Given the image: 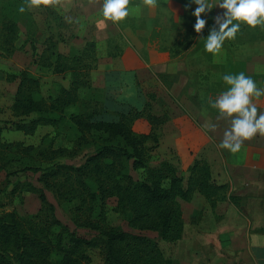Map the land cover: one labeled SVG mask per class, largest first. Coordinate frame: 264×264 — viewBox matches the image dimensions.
<instances>
[{
  "label": "trees",
  "instance_id": "16d2710c",
  "mask_svg": "<svg viewBox=\"0 0 264 264\" xmlns=\"http://www.w3.org/2000/svg\"><path fill=\"white\" fill-rule=\"evenodd\" d=\"M209 26L211 20L205 29H211ZM240 31L249 39L260 35L258 27L251 30L242 25ZM209 32L203 30V35H200L204 43L203 37H207ZM17 37L16 21L0 13V55L9 56L15 51ZM191 42L196 41L193 39ZM44 44L38 64L50 68L55 74L68 71L71 77L69 85L61 87L57 95L45 98L40 95L39 78L28 69L9 73L8 80L18 79L11 111L19 119L10 121L11 126L24 134H33L40 125L58 124L65 118L66 107L78 104V112L68 117L80 132L76 143L86 142L88 135L93 138L96 134H99L100 142H95V151L78 166L57 163L53 160L64 154L65 148H54L52 145L38 148L20 141L4 142L1 139L3 127L0 125V166L18 163L12 171H6V177L18 171L39 172L38 181L45 188L58 199L72 202L73 223L95 230L97 235L85 238L70 231L55 216L54 206L45 194L39 192L41 206L33 216L22 217L14 210L0 213V264H54L50 259L52 253L61 256L56 264H91L87 252L90 248L99 250L103 264H171L155 238L108 223L107 212L112 208L107 205V199H116L113 210L122 215L132 229L152 231L162 240L174 241L183 233L180 201L188 202L194 193H198L214 208L223 201L236 205L238 196L229 192L227 183L215 182L205 159H195L187 167L186 181L177 173L176 165L169 161H162L155 169L149 168L146 180H134L129 167H147L151 151L158 146L157 129L168 116L152 112L147 101L141 109L116 112L118 120L115 122L91 121L92 116L103 111L102 102L91 93V84L85 72L86 60L96 59L95 42L88 41L77 55L57 52L52 37H47ZM234 44L227 46L232 49ZM32 46L34 52L35 47ZM203 52L206 53L204 58L208 68L206 72L198 71L200 86L216 93L224 83L223 75L237 65L213 63L212 54ZM212 69L220 73V78L209 84L208 71ZM80 87L86 92L81 97L87 99L79 97ZM29 116L32 118L25 121L24 117ZM138 118H144L149 123V132L133 130V122ZM11 154L30 159L34 156L39 164L27 163L28 158L26 162H21ZM43 162L47 164L45 167L41 164Z\"/></svg>",
  "mask_w": 264,
  "mask_h": 264
},
{
  "label": "rangeland",
  "instance_id": "374dc122",
  "mask_svg": "<svg viewBox=\"0 0 264 264\" xmlns=\"http://www.w3.org/2000/svg\"><path fill=\"white\" fill-rule=\"evenodd\" d=\"M131 1L130 17L126 18L125 23L116 24L118 25L117 32L104 41L103 34L107 30L106 27L103 28L104 25L99 23L102 19L99 13L100 4H91L89 0H65L63 7H41L40 9L20 13L19 7L24 0H0V13L14 19L18 25L15 51L9 56L0 55V125L3 127L2 141H20L24 145L31 144L38 148H47L50 145L54 148L63 147L66 152L57 156L53 162L75 166L82 164L85 158L95 151V142H100V139H98L99 134H96L93 135V138L88 135V141L86 142L76 143L80 132L68 117L78 112V104L66 107L65 118L58 124L54 126L49 124L40 125L33 134H24L11 126L10 121L19 119L11 111L18 79L8 80L7 75L9 73L24 68L28 69L34 76L39 78L40 95L45 98L48 95H57L61 87L69 85L71 77L68 71L55 74L50 68L38 64L47 37H52L55 50L65 55H77L88 41L95 42L94 55L96 59L86 60L88 65L85 72L90 84L95 69L99 63L103 62V59L117 55L124 56L133 51L137 52L136 47L140 46V43L144 44L146 48L157 52L169 51L173 62L176 59L180 60L179 57L184 58H181V60L191 77L194 71L206 72L208 62L204 58L206 53L203 52L204 42L200 36L203 33L197 34L194 30L196 18L192 15V12L196 6L187 4L186 8L190 11H183L182 13L173 11L176 18L175 15L172 18L169 13L157 10V8L144 6L141 9V6H139L143 4L141 0ZM161 1L164 3L169 2V0H158V2ZM212 14V10L202 14V19L207 21L205 27L213 19ZM167 15L172 19L174 28L178 30L172 46L168 48L157 43ZM135 20L137 23L142 24L146 21L149 22V25H152V31L147 38L138 34L139 38L135 37L136 30L133 28V21ZM131 24L132 28H128L127 25ZM207 30L210 29H204V31ZM260 31L261 28L258 27V32ZM262 31L264 33V30ZM193 39L196 42L190 43V40ZM199 40L200 42H198ZM202 43L203 46H200ZM32 45L35 47L34 52ZM223 47H226L228 51L229 47L227 45H223ZM141 50H144V48ZM229 63L232 64V61ZM260 67L262 68V65ZM237 70H239L238 65L234 66L233 69H228V74H234ZM169 75L167 73L166 76ZM169 78H171V75ZM222 87L227 89L228 86L225 84ZM201 88L206 91L205 86ZM83 89L79 88V97L86 94ZM222 91L221 89L218 90L219 93L216 97ZM148 95L151 98L153 95L155 96L150 92ZM81 99L87 98L81 97ZM163 113L166 114L165 111L161 110L158 115ZM97 115L92 116L91 121H101L97 119ZM30 118L32 116L24 117V120ZM132 128L138 133L151 130V126L142 118L136 121V125L134 122ZM157 132L159 145V127ZM156 148L150 153L147 161L148 168L133 169L131 166L129 167V173L134 180H146L149 175V168L155 169L162 161H167L165 159L160 161L163 157L157 152ZM10 156L19 158L21 162H26L28 158L27 163L39 164L34 156L31 159L22 155L11 154ZM41 164L43 167L47 165L44 162ZM17 165V162H12L7 166L4 164L0 166V213L14 210L18 215L29 218L38 212L41 206L38 194L43 192L48 202L54 206L55 216L70 231L85 238L97 235L95 230L78 227L73 223L71 219L72 202L68 203L58 199L53 192L45 188L43 183L38 181L39 172L18 171L6 177V171H12ZM176 171L186 181L187 170L178 171L176 168ZM233 175L234 173L229 172H215L212 177H215L213 179L216 183L227 180L225 183L229 186V192L239 198L236 205L229 201H223L218 202L213 208L198 193H194L188 202L180 201L183 233L177 240H162L155 232L138 231L129 227L122 215L113 210L116 206L115 198L107 199V205L112 208L107 212V221L111 226L155 238L164 255L171 260V264H257L259 260L258 252H255L252 247L253 245L264 244V171H256V168H254L237 180L233 179ZM165 185H167V181ZM25 188L30 190H24ZM87 252L91 264H103L102 256L97 248H90ZM60 257L57 253L50 255V259L54 264L60 260Z\"/></svg>",
  "mask_w": 264,
  "mask_h": 264
},
{
  "label": "crops",
  "instance_id": "0c3cea01",
  "mask_svg": "<svg viewBox=\"0 0 264 264\" xmlns=\"http://www.w3.org/2000/svg\"><path fill=\"white\" fill-rule=\"evenodd\" d=\"M217 2L218 0H211L213 4ZM187 4L196 6L191 0H169L166 3L158 2L156 8L169 13L173 18L175 15L173 11L181 13L190 11L186 8ZM139 6L141 9L144 7L143 4ZM223 11L218 6L212 9L213 19L210 28L214 25V18L222 15ZM170 16L167 15L163 22L161 36H158L157 40V43L167 48L172 46L178 32ZM133 23L137 39L138 35L147 38L152 31L149 22L141 24L135 20ZM127 26L132 28V24ZM117 27L118 25L107 22L103 40L113 36L117 32ZM260 32L257 38L249 39L245 37L247 35L244 32L239 31L234 40H227L224 43V45L236 43L234 44L236 46L233 49L228 48V51L223 47L220 54L211 55L212 62L227 64L232 61V64L238 65L239 68L234 74L244 72L256 81L258 87L264 88V33L262 30ZM143 48L144 50H141ZM136 51L124 56L105 58L95 69L91 93L103 104V111L97 115L98 120L115 122L118 120L116 112L127 113L133 108L141 109L148 101L152 112L159 114L163 110L168 116V119L159 126L160 142L156 150L163 157L160 161L165 159L176 165L178 171H185L195 159H205L210 165L212 176L215 172H229L234 173L232 177L235 180L244 177L246 172L254 168L256 171H264V137L257 136L245 142L241 151L235 154L218 147L227 124L225 121L216 120L218 113L209 106L208 101L214 100L219 92L214 93L212 90L205 91L201 88L197 71L193 70L191 77L185 69L182 57L173 62L169 51L157 52L141 43L136 47ZM167 73L171 78L170 75L166 76ZM208 75L209 84L220 78V73L214 69L208 71ZM222 86L218 89L226 90ZM149 92L155 96L151 98ZM256 103L259 111L264 112V97ZM139 119L141 118L134 121L135 125ZM206 122L217 123V130L215 132L206 130L204 128ZM147 132L145 130L143 133ZM252 248L258 252L260 261L258 260L257 264H264V244L253 245Z\"/></svg>",
  "mask_w": 264,
  "mask_h": 264
},
{
  "label": "clouds",
  "instance_id": "9594fccd",
  "mask_svg": "<svg viewBox=\"0 0 264 264\" xmlns=\"http://www.w3.org/2000/svg\"><path fill=\"white\" fill-rule=\"evenodd\" d=\"M196 5L192 15L196 21L194 30L201 34L207 21L202 14L210 12L214 7L223 9L222 15L214 18V25L206 38H203L204 50L216 56L220 54L225 41L234 40L241 26L251 29L260 27L264 30V0H218L216 4L211 0H191ZM65 0H24L19 12L34 9L63 7ZM91 4H100V24L107 26V22L119 24L130 15L131 0H89ZM143 5L156 8L158 0H143ZM223 82L228 86L214 100L208 101L209 106L218 113L216 120L225 121L227 127L219 148L235 154L241 151L245 142L264 137V112L259 111L256 101L264 97V88L258 87L256 81L244 72L223 75ZM206 130L215 132L217 123L206 122Z\"/></svg>",
  "mask_w": 264,
  "mask_h": 264
}]
</instances>
